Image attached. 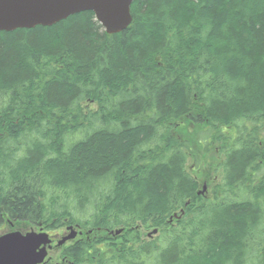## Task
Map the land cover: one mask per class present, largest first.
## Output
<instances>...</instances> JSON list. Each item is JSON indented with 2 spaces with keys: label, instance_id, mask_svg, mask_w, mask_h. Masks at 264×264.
Instances as JSON below:
<instances>
[{
  "label": "trees",
  "instance_id": "16d2710c",
  "mask_svg": "<svg viewBox=\"0 0 264 264\" xmlns=\"http://www.w3.org/2000/svg\"><path fill=\"white\" fill-rule=\"evenodd\" d=\"M131 14L0 31V213L103 232L60 264H264V0Z\"/></svg>",
  "mask_w": 264,
  "mask_h": 264
},
{
  "label": "water",
  "instance_id": "95a60500",
  "mask_svg": "<svg viewBox=\"0 0 264 264\" xmlns=\"http://www.w3.org/2000/svg\"><path fill=\"white\" fill-rule=\"evenodd\" d=\"M135 0H0V31L31 29L36 26H52L70 15L92 11L96 20L109 35L121 33L132 22L131 6ZM205 188V187H204ZM184 214V211H181ZM174 217L180 218L178 214ZM172 220V218H171ZM71 234L66 240L75 237ZM121 229L110 231L121 233ZM154 229L152 234H156ZM49 235L29 231L25 234L12 231L0 236V264H40L47 256Z\"/></svg>",
  "mask_w": 264,
  "mask_h": 264
},
{
  "label": "rangeland",
  "instance_id": "374dc122",
  "mask_svg": "<svg viewBox=\"0 0 264 264\" xmlns=\"http://www.w3.org/2000/svg\"><path fill=\"white\" fill-rule=\"evenodd\" d=\"M260 138H261V142L260 143L262 144V148L264 149V128H262V130L260 131ZM218 152H219V149L216 146H215V150L212 148L211 153L209 155L203 157L204 162H203L202 168H201L202 172H203L202 178L203 177L207 178V177L210 176V179L212 178V180H213V182H212L213 185H216L217 182H219V180H222V169H220L218 171L220 173L215 174V173H213V172H215V170L213 168H211L212 160H214L217 165L219 164L218 161H220V158L222 156H219ZM209 157H213V158H209ZM221 160H222V158H221ZM188 167H189L188 169L190 170L191 167L190 166H188ZM259 172H261V171H259ZM199 176H201V174H199ZM199 189L202 192V196H205V195L209 196L208 189H210V186L208 187V185H207V183H205V181L201 182V185H200ZM0 215H3L2 216L3 220L0 222V235H3V233L8 230L10 224L6 222L7 220L6 221L4 220V219H6V216L4 214L0 213ZM29 224H27L24 221H20V222H16L14 227L18 228L20 230H24V231L29 230L30 226L34 227L35 229H37L36 226L31 225V224L29 225ZM65 226L66 225H63L60 228H64ZM152 231L153 230H151V229L147 230V231H143L144 235H145V237L147 239H153L154 238L153 236H156L158 234V233L157 234H152L150 236L149 234H151ZM58 232L61 233L60 231H58ZM99 233L103 234V232L101 230H98V229L95 230L92 234L91 233L90 234L85 233L84 236H83V239L81 241L93 238V237H95V235H97ZM73 244H71L69 246H72ZM67 248H69V247L68 246L66 248L59 247V248L55 249L54 251H52L50 253V256L54 259V262H59L60 259L65 257V255H66L65 254V250Z\"/></svg>",
  "mask_w": 264,
  "mask_h": 264
},
{
  "label": "flooded vegetation",
  "instance_id": "af4514ba",
  "mask_svg": "<svg viewBox=\"0 0 264 264\" xmlns=\"http://www.w3.org/2000/svg\"><path fill=\"white\" fill-rule=\"evenodd\" d=\"M2 216L3 215H0V222L3 220ZM4 220L5 221L7 220L6 222L9 223L10 225H9L8 230L5 231L3 234L10 233L12 231H21L20 229L14 227L15 224L10 221L9 217L6 216V219ZM70 225L72 224H68L64 228H52V229L48 227H40V226L36 227L37 229H35L34 227H30V230L33 229L37 232H47L49 235L50 244L47 245L48 255L46 256L44 261L40 264H60L61 262H65L66 256L60 259L59 262H54V259L50 256V253L59 247H64V248H66L67 246L69 247V245L81 241L85 233L87 234L91 233V231L87 230L84 226H81L80 224H73V227L77 230L75 237L72 239L66 240L60 244V242L62 241L64 237L71 234V230H69ZM22 231L26 232L24 230ZM58 231H60L61 233H59Z\"/></svg>",
  "mask_w": 264,
  "mask_h": 264
},
{
  "label": "bare ground",
  "instance_id": "6f19581e",
  "mask_svg": "<svg viewBox=\"0 0 264 264\" xmlns=\"http://www.w3.org/2000/svg\"><path fill=\"white\" fill-rule=\"evenodd\" d=\"M170 221H171V218H170Z\"/></svg>",
  "mask_w": 264,
  "mask_h": 264
}]
</instances>
